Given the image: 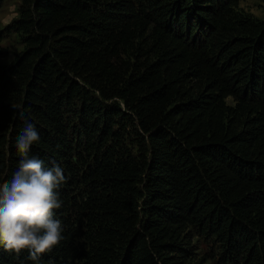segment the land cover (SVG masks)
Returning a JSON list of instances; mask_svg holds the SVG:
<instances>
[{
  "label": "trees",
  "instance_id": "obj_1",
  "mask_svg": "<svg viewBox=\"0 0 264 264\" xmlns=\"http://www.w3.org/2000/svg\"><path fill=\"white\" fill-rule=\"evenodd\" d=\"M239 1H22L0 183L32 123L29 156L64 170L63 239L0 264H195L193 231L220 264H264V20Z\"/></svg>",
  "mask_w": 264,
  "mask_h": 264
},
{
  "label": "clouds",
  "instance_id": "obj_2",
  "mask_svg": "<svg viewBox=\"0 0 264 264\" xmlns=\"http://www.w3.org/2000/svg\"><path fill=\"white\" fill-rule=\"evenodd\" d=\"M39 139L35 126L27 123L16 140L19 168L0 183V247L17 256L27 250L33 262L63 239L61 222L54 216L62 206L58 189L65 182L64 170L55 163L45 167L43 160L29 156Z\"/></svg>",
  "mask_w": 264,
  "mask_h": 264
},
{
  "label": "rangeland",
  "instance_id": "obj_3",
  "mask_svg": "<svg viewBox=\"0 0 264 264\" xmlns=\"http://www.w3.org/2000/svg\"><path fill=\"white\" fill-rule=\"evenodd\" d=\"M23 0H4L0 10V62L10 64L15 56L24 50V44L18 35L9 30L10 24L20 14ZM238 9L264 20V0H240ZM228 102L233 104V98ZM193 238L195 264H220V252L215 243L198 234L191 232Z\"/></svg>",
  "mask_w": 264,
  "mask_h": 264
}]
</instances>
